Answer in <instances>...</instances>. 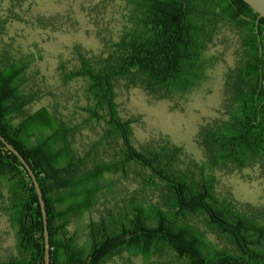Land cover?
Here are the masks:
<instances>
[{"label": "trees", "instance_id": "16d2710c", "mask_svg": "<svg viewBox=\"0 0 264 264\" xmlns=\"http://www.w3.org/2000/svg\"><path fill=\"white\" fill-rule=\"evenodd\" d=\"M131 25H126L109 50L91 56L78 51L79 65L66 70L64 81L85 80V111L106 123L102 136L85 155L72 146L76 126H69L42 107L24 115L34 95L22 87L31 56L0 66V132L27 159L43 191L50 232V264H101L129 252L144 261L165 250L178 264H264V223L237 211L214 189L215 176L205 166H182V146L170 140L149 149L133 139L134 119H124L116 101V82L127 79L159 98L181 95L199 85L213 63L209 45L221 23L241 28L245 62L229 81L230 118L207 134L212 161L244 167L264 156V18L243 0H131ZM29 57V58H28ZM17 117L20 120L15 121ZM114 141L119 147L108 160L97 150ZM98 158V160H96ZM90 164V165H89ZM147 171L143 188L162 190V200L133 196L125 211L89 223L90 245L78 246L68 233L72 215L91 210L105 191L107 174H127L131 165ZM0 179L17 201L12 221L22 257L9 264H45L44 221L38 195L25 166L0 140ZM137 191V192H138ZM61 197H57L58 195ZM62 204V208L60 205ZM189 216L203 217L226 236L236 251L212 249Z\"/></svg>", "mask_w": 264, "mask_h": 264}, {"label": "rangeland", "instance_id": "374dc122", "mask_svg": "<svg viewBox=\"0 0 264 264\" xmlns=\"http://www.w3.org/2000/svg\"><path fill=\"white\" fill-rule=\"evenodd\" d=\"M130 7L131 0H0V66L27 56L32 60L21 84L35 99L25 107L24 115L46 107L59 120L78 127L72 139L78 155L94 147L106 123L92 120L84 110L90 103L85 80L64 81L63 68L79 65V50L91 56L106 53L126 25H131ZM244 37L240 27L221 23L207 50L213 63L206 77L188 92L159 98L142 86L120 79L116 82V101L121 116L135 120L133 139L137 147L149 149L165 139L182 146L186 154L183 167L196 170L205 166L204 172L215 176L214 189L221 200L264 223V156L253 157L244 167L218 164L212 161L205 144L208 132L230 118L229 81L244 65ZM117 147L114 141L107 142L97 150L98 158L108 160ZM127 171L126 175L107 174L102 182L110 181L113 191L100 195L98 203L86 213L72 215L68 233L75 235L78 246L90 245L92 220L125 211L133 196H140L138 190L146 201L162 200V190L141 186L140 175L147 174L144 168L131 164ZM16 201L15 193L0 179V264L22 257L17 247V228L11 220ZM188 221L204 232L212 249L236 251L233 243L212 230L203 217L189 216ZM177 261L173 252L165 250L150 262L141 255L122 252L101 264H178Z\"/></svg>", "mask_w": 264, "mask_h": 264}, {"label": "water", "instance_id": "95a60500", "mask_svg": "<svg viewBox=\"0 0 264 264\" xmlns=\"http://www.w3.org/2000/svg\"><path fill=\"white\" fill-rule=\"evenodd\" d=\"M250 7H252L258 13V18H264V0H243ZM0 140L5 144V146L13 152L21 160L22 164L25 166L30 178L32 179L33 185L38 195V200L40 208L42 211V217L44 221V242H45V264H50V232L48 227V212L46 208V202L43 197V191L38 181L35 170L32 168V165L27 161L24 155L11 143L9 140L0 132Z\"/></svg>", "mask_w": 264, "mask_h": 264}]
</instances>
